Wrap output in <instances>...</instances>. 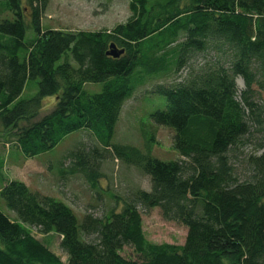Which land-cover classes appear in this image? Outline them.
Wrapping results in <instances>:
<instances>
[{"label":"trees","instance_id":"16d2710c","mask_svg":"<svg viewBox=\"0 0 264 264\" xmlns=\"http://www.w3.org/2000/svg\"><path fill=\"white\" fill-rule=\"evenodd\" d=\"M27 3L28 17L21 0H0V125L15 148L31 159L88 131L99 147L67 154L63 178L79 174L96 189L112 155L145 175L150 190L135 191L120 211L79 221L65 204L9 181L0 189L6 208L40 235H58L65 264H264V154L235 165L238 147L264 130V0H129L124 23L74 32L44 30L46 0ZM111 45L123 54L109 56ZM198 56L202 65L179 81L150 88L166 103L150 119L173 131L180 158L165 163L113 143L134 92ZM31 80L36 95L19 100ZM86 84L102 90L90 95ZM46 97L55 106L36 120ZM137 207L157 208L162 220L183 227L184 243H149ZM124 248L132 257L121 255ZM0 264L63 263L0 212Z\"/></svg>","mask_w":264,"mask_h":264},{"label":"rangeland","instance_id":"374dc122","mask_svg":"<svg viewBox=\"0 0 264 264\" xmlns=\"http://www.w3.org/2000/svg\"><path fill=\"white\" fill-rule=\"evenodd\" d=\"M128 4L129 0H46L41 25L44 30L109 31L129 18ZM21 6L28 17L30 9L27 0H21ZM7 16L4 18L8 19ZM202 63L203 59L198 56L176 75L149 80L137 89L122 107L112 142L139 149L143 154L148 153L161 162L177 161L180 157L172 146L173 131L155 126L150 119V114L165 109L166 105L164 97L153 93L150 88L155 83L177 82L185 77L189 66L198 68ZM236 83L239 91L243 90L242 80L237 79ZM101 90L102 84L84 86V91L90 95L98 94ZM36 92V81H27L19 100L30 99ZM55 103V97L44 98L36 120L48 114ZM259 103L264 105V91L260 93ZM150 138L153 141L147 143L146 140L149 141ZM261 145H264V130H254L236 150V168L239 169L248 156L264 154V147L259 148ZM94 147H99L94 136L81 130L66 136L50 151L26 159L15 148L13 136L0 125V189L9 181L21 182L29 191L65 204L79 221L88 213L100 218L110 209L120 211L123 201L130 199L135 191L150 190V182L145 175L137 168L116 160L112 155L101 163L99 172L102 177L97 181L96 189H91L86 179L79 174L66 175L65 178L60 175L62 166L67 168L71 165L69 160H64L67 154L89 151ZM137 210L141 216L144 237L149 243L178 246L184 243L185 229L162 220L159 209L137 207ZM0 212L10 222L29 229L36 240L63 264L66 263L67 257L59 247L58 235H40L36 229L23 224L2 201ZM121 255L132 257L129 248H124Z\"/></svg>","mask_w":264,"mask_h":264},{"label":"water","instance_id":"95a60500","mask_svg":"<svg viewBox=\"0 0 264 264\" xmlns=\"http://www.w3.org/2000/svg\"><path fill=\"white\" fill-rule=\"evenodd\" d=\"M122 54H123V51H117L113 45L110 46V51L108 52L109 56L113 58H118Z\"/></svg>","mask_w":264,"mask_h":264}]
</instances>
